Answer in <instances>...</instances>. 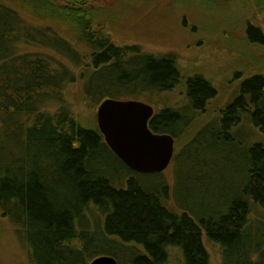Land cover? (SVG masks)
I'll return each instance as SVG.
<instances>
[{
	"label": "trees",
	"instance_id": "1",
	"mask_svg": "<svg viewBox=\"0 0 264 264\" xmlns=\"http://www.w3.org/2000/svg\"><path fill=\"white\" fill-rule=\"evenodd\" d=\"M89 1L0 0V207L23 228L33 261L86 264L108 254L118 264H164L176 248L183 264H211L204 233L221 264H264V144L249 147L237 182L206 172L216 149L228 162L243 115L264 123V74L242 79L216 117L191 130L173 153L172 185L164 170H131L97 126L80 122L65 90L77 83L78 99L97 105L169 91L181 73L174 53L115 43L106 30L114 20ZM247 37L264 43L251 23ZM185 82L184 105L156 108L148 123L174 146L216 92L201 74Z\"/></svg>",
	"mask_w": 264,
	"mask_h": 264
},
{
	"label": "rangeland",
	"instance_id": "2",
	"mask_svg": "<svg viewBox=\"0 0 264 264\" xmlns=\"http://www.w3.org/2000/svg\"><path fill=\"white\" fill-rule=\"evenodd\" d=\"M89 3L103 9L102 17L109 16L114 20L113 26L106 30L110 31L115 43H138L143 52L154 55L171 52L176 55L180 81L169 91L144 93L141 96L137 93L133 94L134 99L151 104L154 110L184 105L185 80L193 74H201L214 86L216 92L209 98L203 114L192 121V125L190 123L185 129L186 134L175 142V153L187 139L191 140V130L198 132L204 126L201 124L212 121L210 119L214 118L219 107L233 99L241 77L255 72L264 74V46L251 43L253 41L243 32L248 23L264 31V0H90ZM255 35L256 32H253L252 36ZM26 48L23 46V49ZM78 92L77 83L65 90L74 113L82 124L97 126V105L78 99ZM208 132L209 128L205 129L200 137H206ZM231 134L234 140L229 146L228 162L222 161L220 156L216 158L220 154V150L216 149L208 154L214 167L206 172L232 184L233 181L237 182L234 179L238 170L249 157V147L255 142L264 144V123L258 126L249 114H245ZM201 156L206 157L205 154ZM114 162L115 165L119 164ZM175 168L172 159L163 171L169 185L174 181ZM261 213L264 214V210ZM202 242L208 251L210 263L221 264L219 244L204 233ZM0 264H35L23 228L13 223L1 207ZM164 264H183L180 251L171 248Z\"/></svg>",
	"mask_w": 264,
	"mask_h": 264
},
{
	"label": "water",
	"instance_id": "3",
	"mask_svg": "<svg viewBox=\"0 0 264 264\" xmlns=\"http://www.w3.org/2000/svg\"><path fill=\"white\" fill-rule=\"evenodd\" d=\"M153 113V106L139 99L107 97L96 107V123L105 143L136 172H161L169 165L174 153V137L149 127ZM88 264L118 263L114 256L101 254Z\"/></svg>",
	"mask_w": 264,
	"mask_h": 264
},
{
	"label": "flooded vegetation",
	"instance_id": "4",
	"mask_svg": "<svg viewBox=\"0 0 264 264\" xmlns=\"http://www.w3.org/2000/svg\"><path fill=\"white\" fill-rule=\"evenodd\" d=\"M252 24V23H251ZM253 26H255V27H258V26H256V25H254V24H252ZM247 26H248V24H246V26H245V29H244V34H245V37H247ZM258 28H260V27H258ZM261 29V28H260ZM262 31V33L264 34V31L263 30H261ZM251 43H256V44H259V45H261V46H264V43H261V42H258V41H253V42H251ZM255 73H260V72H255ZM255 73H252V74H255ZM249 75H251V74H248V75H245V76H243V77H241L240 78V80H239V83H240V81L242 80V79H244L245 77H247V76H249ZM239 83H238V85H239ZM238 89V88H237ZM232 99L230 98L229 99V102L231 101ZM226 104H228V103H226ZM225 105V104H224ZM206 106H207V104H205V106H204V108L202 109V110H200V115H202L203 114V112H204V110H205V108H206ZM222 107V106H221ZM220 110H221V108H220ZM213 117H216V116H213ZM214 119V118H213ZM210 120H212V119H210ZM207 122H210V121H207ZM206 123V122H205ZM173 157V156H172ZM171 161H172V159H171ZM170 161V162H171Z\"/></svg>",
	"mask_w": 264,
	"mask_h": 264
}]
</instances>
